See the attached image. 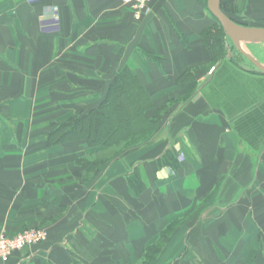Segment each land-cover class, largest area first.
I'll use <instances>...</instances> for the list:
<instances>
[{"label": "crops", "instance_id": "crops-1", "mask_svg": "<svg viewBox=\"0 0 264 264\" xmlns=\"http://www.w3.org/2000/svg\"><path fill=\"white\" fill-rule=\"evenodd\" d=\"M263 5L247 0L250 26ZM214 24L207 0L140 19L121 0H0V233L47 232L0 264H142L162 239L151 264H264V72L214 61ZM243 42L264 66V42ZM122 74L155 126L50 141Z\"/></svg>", "mask_w": 264, "mask_h": 264}, {"label": "trees", "instance_id": "trees-1", "mask_svg": "<svg viewBox=\"0 0 264 264\" xmlns=\"http://www.w3.org/2000/svg\"><path fill=\"white\" fill-rule=\"evenodd\" d=\"M245 5L238 6L236 0H223L221 8L234 21L245 24L233 17L237 14L245 17L247 3ZM214 19L215 24L208 27L203 32V36L214 61H219L226 57V39L228 36L219 21L215 17ZM134 81L135 79L128 74L118 75L111 86V91L113 87L116 91L115 94L113 93L114 95H111L110 92L103 104L84 118L56 127L50 141L58 143L73 136L86 137L92 143L117 146L129 136L140 134L151 128V126H155L159 121V117L156 114L153 121L146 120L143 117L147 99L135 88ZM129 85H131V89ZM107 117L110 119L109 121L106 119ZM166 241L167 239H162L158 244L150 246L142 264H151L162 252Z\"/></svg>", "mask_w": 264, "mask_h": 264}, {"label": "built area", "instance_id": "built-area-1", "mask_svg": "<svg viewBox=\"0 0 264 264\" xmlns=\"http://www.w3.org/2000/svg\"><path fill=\"white\" fill-rule=\"evenodd\" d=\"M124 5L129 7L133 12L135 18L140 19L143 13L147 12L149 5L153 0H121ZM215 70L213 67L210 70L212 74ZM47 238V232L44 229L33 228L22 231L15 235H9L7 233H0V259L4 262H8L11 255L23 250L27 247H32Z\"/></svg>", "mask_w": 264, "mask_h": 264}, {"label": "water", "instance_id": "water-1", "mask_svg": "<svg viewBox=\"0 0 264 264\" xmlns=\"http://www.w3.org/2000/svg\"><path fill=\"white\" fill-rule=\"evenodd\" d=\"M223 0H207L209 11L219 21L226 35L234 43L237 49L253 62L261 72L264 66L261 65L251 54L245 52L241 47V42H264V27L243 25L230 18L221 8Z\"/></svg>", "mask_w": 264, "mask_h": 264}, {"label": "rangeland", "instance_id": "rangeland-1", "mask_svg": "<svg viewBox=\"0 0 264 264\" xmlns=\"http://www.w3.org/2000/svg\"><path fill=\"white\" fill-rule=\"evenodd\" d=\"M237 1V4H238V6L239 5H245L246 3H247V0H236ZM246 6V5H245ZM264 6V5H263ZM244 8V7H243ZM246 8V13H248V15H250V17L252 18L253 16V14L251 15V12H252V10H247V7H245ZM248 15L246 14V16L245 17H242L240 14H237V15H234L233 17H235L238 21H240V22H243V23H245V24H243V25H252V23H254L252 20H248ZM229 39V37H227V39H226V43H227V40ZM229 41H231V40H229ZM245 42H242V47L244 46V45H246V44H244ZM247 46L248 47H251V44H247ZM254 47H259L257 44L254 46ZM246 52H248L245 48H243ZM238 52V54H236ZM249 53V52H248ZM227 54H232V55H237L238 57H239V59H241L240 60V63L241 64H245V65H250L251 63H250V61L244 56V55H242L239 51H238V49L235 47V45H234V43L233 42H230L228 45H227ZM251 54V53H250ZM115 92L116 91H114V94H115ZM114 94H112V95H114ZM106 119H108V117L106 118ZM110 119H108V121H109ZM107 121V120H106Z\"/></svg>", "mask_w": 264, "mask_h": 264}]
</instances>
